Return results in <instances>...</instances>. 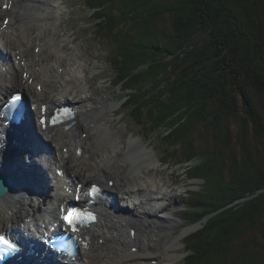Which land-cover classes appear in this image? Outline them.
I'll use <instances>...</instances> for the list:
<instances>
[{
  "label": "trees",
  "instance_id": "16d2710c",
  "mask_svg": "<svg viewBox=\"0 0 264 264\" xmlns=\"http://www.w3.org/2000/svg\"><path fill=\"white\" fill-rule=\"evenodd\" d=\"M85 2L130 118L196 160L185 264H264V0Z\"/></svg>",
  "mask_w": 264,
  "mask_h": 264
},
{
  "label": "bare ground",
  "instance_id": "6f19581e",
  "mask_svg": "<svg viewBox=\"0 0 264 264\" xmlns=\"http://www.w3.org/2000/svg\"><path fill=\"white\" fill-rule=\"evenodd\" d=\"M4 1L0 0V105L12 91L22 90L33 107L31 117L37 120L40 109L35 104L38 101L48 100L51 104L70 100L75 88L85 96L75 101L78 115L69 128L45 129L49 153L44 165L51 187L40 193L32 190L28 182L17 181L0 197V230H21L22 227L25 230L29 222H34L47 231L49 224H60L61 208L74 197L75 189L67 192L65 185L72 182L76 188L77 183L85 185L92 179L105 182L113 179L114 186L110 189L116 191L118 212H113L105 202L97 203L99 219L89 229L91 244L83 253V264H172L175 255L170 250L194 229L186 226L170 239H159L176 222L171 211L178 202H167L177 183L168 176L158 175L160 171L157 175L154 173L159 159L142 137H131L125 144L103 123L105 113L112 111L115 104L95 98L85 80L83 65L78 62L69 66L59 53L55 31L61 12L58 0H6L11 6L2 9ZM36 5L42 8L37 9ZM4 16H10V21L3 27ZM32 26L39 30L38 34L34 35ZM44 28L48 32L44 33ZM16 51L21 59L29 60L27 69L14 63ZM39 83L43 87L41 91L36 87ZM7 130L0 118V141H3L0 173L25 180L18 164L29 152H26V140L18 130L9 131L5 137ZM81 131L86 132L83 139H79ZM13 137L17 145L11 143ZM64 147L68 149L67 155ZM78 147L83 148L82 155L76 154ZM62 166L64 175L58 176L56 169ZM131 228L135 229L133 237Z\"/></svg>",
  "mask_w": 264,
  "mask_h": 264
},
{
  "label": "rangeland",
  "instance_id": "374dc122",
  "mask_svg": "<svg viewBox=\"0 0 264 264\" xmlns=\"http://www.w3.org/2000/svg\"><path fill=\"white\" fill-rule=\"evenodd\" d=\"M58 5L61 8V12L59 14L60 18H58L55 25V31L57 30V43L59 45V53L63 55V60H65L68 65L73 64L72 66L76 65L75 63H81L84 69L85 80L88 86H90L92 95L95 98H104L107 102L115 104L112 111L105 113L107 117L103 123L108 125L115 135L118 136L119 139H122L125 144L129 138L140 136L143 138L144 142L149 143V146L154 148L159 159L165 158V156L169 157L164 163L159 161V164H157L156 169H153V171L156 175L160 171L158 175L164 177L168 176L167 178H171L174 184L177 183V186L171 191L173 199L170 198L168 200L169 202L166 201L168 204L174 203L175 201L178 202L175 209L171 211L176 222H173L171 230L159 236V239H170L181 232L182 228L194 226V229L190 230L183 237L181 243L170 250L175 255L172 264H185L184 258L187 252L184 241L189 234L196 231L201 226V222H199V225L196 227L195 225L198 224V222L188 223V219L185 217L186 213L184 212L187 203L191 201V193L198 192L203 184L201 178H190L188 175L187 170L196 163V160L194 162H180V148H176V145H174L175 147H168L165 145L163 136L169 133V128L160 126L158 129L150 132L148 129H142L141 126L136 125L130 118V115L123 106L126 100L124 95L127 94V90L122 89L123 85H115L112 82L114 76L108 61L110 46L106 43L107 41H105L104 38L100 39L97 37L95 29L99 18L95 16V9L85 2V0H58ZM36 8L41 9L42 7L36 5ZM31 30L34 35L39 33V30H36L35 26H32ZM42 30L44 33L47 31L45 28ZM113 46L115 47V45ZM54 60L55 56L51 61L54 62ZM82 96H85L82 90L75 88L72 90L70 98L78 100ZM199 142L202 147L203 143L201 141ZM173 148L176 149V152H173ZM258 148L261 149L260 146ZM124 169L127 168L124 167ZM241 200L242 199H239L238 201Z\"/></svg>",
  "mask_w": 264,
  "mask_h": 264
},
{
  "label": "snow or ice",
  "instance_id": "6c2138e0",
  "mask_svg": "<svg viewBox=\"0 0 264 264\" xmlns=\"http://www.w3.org/2000/svg\"><path fill=\"white\" fill-rule=\"evenodd\" d=\"M16 99H19V97H16ZM82 216L90 217V214L80 213L73 208L67 211V214L64 215L63 219L71 226L73 225L74 220L79 219ZM0 245L6 246L9 249H13L15 247V245L11 243L8 239H6L3 235H0Z\"/></svg>",
  "mask_w": 264,
  "mask_h": 264
},
{
  "label": "water",
  "instance_id": "95a60500",
  "mask_svg": "<svg viewBox=\"0 0 264 264\" xmlns=\"http://www.w3.org/2000/svg\"><path fill=\"white\" fill-rule=\"evenodd\" d=\"M197 180V179H195ZM12 187V180L9 176L0 175V197L5 196ZM204 218L203 220H205ZM200 222V221H199ZM198 222V224H199ZM201 225V224H200Z\"/></svg>",
  "mask_w": 264,
  "mask_h": 264
}]
</instances>
